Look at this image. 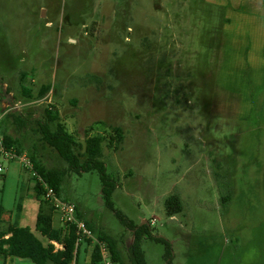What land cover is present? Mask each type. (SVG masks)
<instances>
[{"label":"rangeland","instance_id":"1","mask_svg":"<svg viewBox=\"0 0 264 264\" xmlns=\"http://www.w3.org/2000/svg\"><path fill=\"white\" fill-rule=\"evenodd\" d=\"M214 1L0 0V83L11 108L0 132L23 153L36 149L48 168L67 164L42 146L46 110L78 144L102 135L115 208L169 241L173 264H264V84L246 55L225 64L227 12L239 8ZM20 174L0 179V204L11 211L22 195L31 221L39 201ZM171 195L183 207L174 217L165 208ZM61 198L118 239L130 264L133 234L106 207L97 171L70 173ZM140 245L147 264H167L164 244Z\"/></svg>","mask_w":264,"mask_h":264},{"label":"trees","instance_id":"2","mask_svg":"<svg viewBox=\"0 0 264 264\" xmlns=\"http://www.w3.org/2000/svg\"><path fill=\"white\" fill-rule=\"evenodd\" d=\"M22 78L24 79V77ZM50 89V85L43 86L40 90V96H44ZM24 91L27 95L31 94V91L26 88H24ZM46 118V121L38 122L42 146L50 147L56 151L59 157L67 164V167L48 168L43 163L42 157L38 155V151L34 149L29 151L28 156L39 177L61 197L63 186L70 173L80 175L97 171L102 182V194L106 207L114 212L121 224L133 234V242L128 250L130 264H147L145 253L140 245L143 238L152 239L164 244L166 246L165 259L167 264H173L172 245L169 241L163 237L154 235L148 222L138 226L123 212L115 208L112 202V194L117 189L118 184L108 173L106 163L103 161L104 137L102 135H89L85 139L84 145H81L78 144L65 125L60 122L57 113L46 110ZM52 123H56L55 129H52ZM113 130L118 136L116 139L119 145L122 141V132L119 128H114ZM2 133L5 145L8 148H15L18 154L24 152L20 142L9 136L6 131ZM0 177H3V174ZM32 180L35 181L33 191L39 201L35 231L33 232L29 227L20 226L24 199L20 195L9 226L6 229L0 227V258L4 261L13 258L28 259L33 264H79L81 246L86 244L90 247L89 264H102L104 259L101 255L99 244H94L92 240H85L83 243L77 244L79 236L75 227L54 226L55 209L44 198L41 184L34 179ZM75 205L77 218L80 220L84 219V214L80 210L79 205ZM165 208L169 217L182 213L183 207L180 197L178 195L168 197L165 201ZM5 211V208L1 205L0 226L3 223L2 215ZM85 222L96 236V239L106 244L109 260L114 264H126L119 248L118 239L103 231H97L90 219H85ZM36 233L41 235L47 243H44ZM55 244H58L60 248H57Z\"/></svg>","mask_w":264,"mask_h":264},{"label":"crops","instance_id":"3","mask_svg":"<svg viewBox=\"0 0 264 264\" xmlns=\"http://www.w3.org/2000/svg\"><path fill=\"white\" fill-rule=\"evenodd\" d=\"M218 1H221L222 3H219ZM223 2L224 0H215L213 3L215 5L225 6L226 8L227 6H230V8L233 7L239 8L235 10L230 9L231 12L229 10L227 12V13H231L230 23L234 28L231 29V32L227 37L225 36L226 45H224L223 43L222 46V51L225 52L228 61L225 62V64L227 63L230 69H232V66H234L235 64L240 65V63L243 60L242 57L246 55L248 67L256 71L255 72L256 76L254 77L258 78L260 84L261 83L264 84V19L257 17L259 11L262 10V12H264L263 10L264 0H226V3ZM258 72H260L259 75ZM232 84L233 82H230L229 85L231 86ZM7 164L10 166L9 169L7 168ZM7 164L5 167V173L3 174V177H0V179H5V175L8 173L13 175L16 174L17 176L21 175L20 173H22V169L18 163L13 162ZM38 211H39V205L36 208V213H35L36 217L34 219L35 221L34 220L30 221L29 219L25 220L24 213L22 212L20 219V226L29 227L34 232ZM13 215H14V209H12L11 211H5V213L2 215L3 223H1L0 227L6 229L9 226V222L11 220V217H13ZM57 219L59 221V224L58 226H56L54 221V226L62 227V224L58 216ZM39 238L44 243H47V241L43 237H39ZM55 245H57L58 248L60 247L58 244ZM84 250L87 251V254L90 256V247H88L86 244H83L81 246V252ZM82 257L79 259L80 262L79 264H89L90 258H82ZM0 264H33V263L28 259L13 258L4 261L2 258H0Z\"/></svg>","mask_w":264,"mask_h":264},{"label":"built area","instance_id":"4","mask_svg":"<svg viewBox=\"0 0 264 264\" xmlns=\"http://www.w3.org/2000/svg\"><path fill=\"white\" fill-rule=\"evenodd\" d=\"M1 90L6 91L7 86L0 83V91ZM2 99V94L0 92V122L2 121V116L6 115L9 109H11ZM13 162L18 163L26 174L41 184L44 198L54 207L62 226H72L76 228L77 235L79 236L77 244L83 243L85 240H92L94 244H99L100 252L104 259L103 264H110L108 248L106 244L99 242L92 230L88 228L85 222V219L88 218L84 216V219H78L76 216V205L71 201H66L58 196L56 191L44 182L41 177H39L37 172L34 170L28 154H18L15 148H8L5 145L4 135L0 132V175L5 173L6 164Z\"/></svg>","mask_w":264,"mask_h":264},{"label":"flooded vegetation","instance_id":"5","mask_svg":"<svg viewBox=\"0 0 264 264\" xmlns=\"http://www.w3.org/2000/svg\"><path fill=\"white\" fill-rule=\"evenodd\" d=\"M1 92V94H2V98H4V100H8V94H9V92L6 90V91H4V90H1L0 91ZM6 96H7V99H6Z\"/></svg>","mask_w":264,"mask_h":264},{"label":"water","instance_id":"6","mask_svg":"<svg viewBox=\"0 0 264 264\" xmlns=\"http://www.w3.org/2000/svg\"><path fill=\"white\" fill-rule=\"evenodd\" d=\"M146 222H144L143 224H145Z\"/></svg>","mask_w":264,"mask_h":264}]
</instances>
